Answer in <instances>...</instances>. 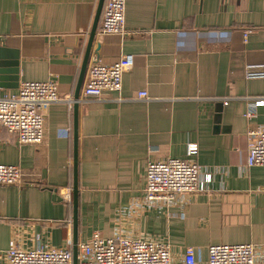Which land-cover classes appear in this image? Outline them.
Instances as JSON below:
<instances>
[{"label":"crops","instance_id":"obj_1","mask_svg":"<svg viewBox=\"0 0 264 264\" xmlns=\"http://www.w3.org/2000/svg\"><path fill=\"white\" fill-rule=\"evenodd\" d=\"M126 2V33L103 34L99 22L81 83L79 242L95 230L111 236L120 223L174 249L199 248L204 260L212 244L264 246V166L247 163L248 130L264 126V105L251 107L264 97V77L246 76L248 64L264 65V0ZM98 3L0 0V96L23 81L57 80L60 96L73 99L42 109V144L20 143L0 126V163L24 173L21 184L0 185V264L14 238L27 249L73 243L64 195L73 192L75 92ZM127 54L134 65L122 90L84 100L90 66ZM191 143L198 150L189 155ZM169 157L199 162L213 179L150 208L148 163Z\"/></svg>","mask_w":264,"mask_h":264},{"label":"built area","instance_id":"obj_2","mask_svg":"<svg viewBox=\"0 0 264 264\" xmlns=\"http://www.w3.org/2000/svg\"><path fill=\"white\" fill-rule=\"evenodd\" d=\"M126 4V0H105L101 33H126ZM133 65L132 54L123 55L114 62L92 64L83 90L84 100L101 99L108 90L120 92L123 74ZM246 76L264 77V65L248 64ZM58 86L57 80L23 81L16 92L1 95L0 126L16 134L20 143L42 144L46 138L42 109L56 102H73L72 98L60 96ZM138 96L149 98L145 91L139 92ZM263 105L264 97H258L251 107ZM253 116L252 110L246 113L249 120ZM197 150V144H189V155L196 154ZM247 163L248 166H264V126H252L248 130ZM23 177L19 165L0 163V185L21 184ZM212 179V173H203V166L196 161L173 157L151 160L147 166L144 200L150 208L161 209L175 203L182 194L205 190ZM64 197L71 201V190ZM120 212L122 217H127L131 208ZM118 225L111 236L95 230L87 240L79 242L78 264H264V246L255 243L212 244L204 260L199 248L182 246L174 249L168 241L134 235L120 223ZM72 244L69 240L64 247L38 244L27 249L20 247L14 238L4 264H73Z\"/></svg>","mask_w":264,"mask_h":264},{"label":"water","instance_id":"obj_3","mask_svg":"<svg viewBox=\"0 0 264 264\" xmlns=\"http://www.w3.org/2000/svg\"><path fill=\"white\" fill-rule=\"evenodd\" d=\"M105 0H99L97 12L94 20V24L90 33L88 40L87 48L85 51L83 64L81 68V74L79 78V83L75 92V102H74V111H75V120H74V183H73V192H72V204H73V264H78V253H79V185H78V108L80 104V89L81 83L84 78L85 72L87 70L91 53L93 50V45L95 37L97 34V28L101 19L102 11L104 8Z\"/></svg>","mask_w":264,"mask_h":264}]
</instances>
